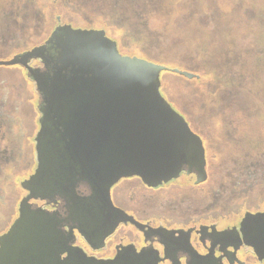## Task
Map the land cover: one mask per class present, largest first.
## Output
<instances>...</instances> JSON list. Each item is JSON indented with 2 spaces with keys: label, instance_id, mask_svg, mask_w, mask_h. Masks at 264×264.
Wrapping results in <instances>:
<instances>
[{
  "label": "rangeland",
  "instance_id": "rangeland-1",
  "mask_svg": "<svg viewBox=\"0 0 264 264\" xmlns=\"http://www.w3.org/2000/svg\"><path fill=\"white\" fill-rule=\"evenodd\" d=\"M64 23L104 29L123 55L199 75L164 71L161 92L204 138L207 183L180 179L149 189L122 180L113 189L119 206L170 225L257 207L264 184V0H0V60L44 43ZM35 88L23 66L0 65V104L21 118L14 124L23 153L18 178L23 163L35 165L27 139L40 117ZM18 178L0 180V232L17 215L24 194Z\"/></svg>",
  "mask_w": 264,
  "mask_h": 264
},
{
  "label": "water",
  "instance_id": "water-1",
  "mask_svg": "<svg viewBox=\"0 0 264 264\" xmlns=\"http://www.w3.org/2000/svg\"><path fill=\"white\" fill-rule=\"evenodd\" d=\"M41 59L44 68L29 65ZM22 65L35 82L41 113L37 166L21 182L27 195L0 236V264H158L148 250L122 246L113 258L88 255L76 231L95 249L127 213L112 187L137 176L148 186L183 170L207 178L206 148L184 115L161 92V74L199 75L138 56L123 55L104 29L57 26L42 45L0 65ZM88 193H82L80 187ZM66 203L68 214L31 200ZM67 227V228H66Z\"/></svg>",
  "mask_w": 264,
  "mask_h": 264
},
{
  "label": "flooded vegetation",
  "instance_id": "flooded-vegetation-1",
  "mask_svg": "<svg viewBox=\"0 0 264 264\" xmlns=\"http://www.w3.org/2000/svg\"><path fill=\"white\" fill-rule=\"evenodd\" d=\"M65 24L67 23L59 25ZM36 46H33L22 53L15 54V56L24 54ZM29 65L33 68H44V63L41 59H32L29 62ZM24 68L26 69L28 75L27 68ZM29 79L32 80L30 77ZM16 109L17 108L12 109L11 107V109L8 108L5 110L0 104V180H10L12 179V175H15V179L18 178V173L16 172L15 167L19 166L20 156H22L23 153L21 151V139H18L19 136L16 135L18 130L15 129L14 125H21V118L19 114H17L18 111ZM40 117L38 118V129ZM37 131H35L33 136H29L27 138L30 144L33 143L35 165L32 167L30 166V162H26V164L23 163V169L26 171L21 176L22 178H18L20 186L21 182L27 179L34 172L37 166L35 149ZM195 132L198 133L197 131ZM202 139L206 148L207 158V146L203 137ZM208 176L207 171L206 180L198 183L196 182V172L193 171L188 173L186 170H183L177 178L171 179L168 182H164L155 187L148 186L137 176L120 179L112 187V200L117 207L124 210L130 217H128L126 222L122 221L119 223L115 231L106 238L103 247L97 249L93 248L77 231L75 245L83 248L88 255L98 258H113L122 246L133 245L137 251L148 250L154 255L157 252L158 264H264L263 182V186L258 187L259 189L257 190V207L244 208L241 213L231 215L232 217H227L224 214L216 219L189 221L186 224L170 225L166 223L165 220L156 221L151 218L144 219L139 216L140 214L137 211L119 206L113 198V189L122 180L138 179L144 187L149 189H158L175 181H179L180 179H182L181 181L184 183H192L195 186H199L207 183ZM23 191L24 194L21 196L19 204L27 195V191L25 189H23ZM80 191L82 193H88V189L83 186L80 187ZM31 203L34 206H41L49 210L56 209L60 212L62 217H66L68 214L66 203L61 199L56 203L45 200H31ZM196 215L197 213L194 212L193 216ZM17 216L18 212L13 221L17 218ZM12 223L13 222H11V224ZM9 227L1 231L0 236L5 233Z\"/></svg>",
  "mask_w": 264,
  "mask_h": 264
}]
</instances>
